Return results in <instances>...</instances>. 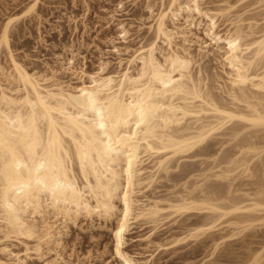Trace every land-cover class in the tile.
<instances>
[{
    "label": "bare ground",
    "instance_id": "bare-ground-1",
    "mask_svg": "<svg viewBox=\"0 0 264 264\" xmlns=\"http://www.w3.org/2000/svg\"><path fill=\"white\" fill-rule=\"evenodd\" d=\"M41 1L31 0L0 27L1 237L31 241L25 251L40 255L42 244L58 243L60 226L97 219L109 225L110 256L117 264H145L125 249L134 219L185 221L205 212L198 225L173 234L167 244L147 236L156 249L209 240L215 252L231 240L242 241L249 229L264 227L263 174L259 182L254 179L257 185L251 182L255 190L242 189L245 182L234 190L230 183L238 176L249 182L255 163L264 173V14L242 18L236 6L248 0H236L238 5L220 0L212 7L205 5L210 0H159L152 36L132 51L126 68L104 72L107 61H101L102 74L89 73L85 82V73H76L68 60L62 73L77 79L72 86L57 71L46 76L27 70L10 46L12 24L34 13ZM147 1V12L154 13L155 0ZM116 26L126 40L128 27ZM209 55L220 64L210 77L200 66ZM214 84L226 101L215 94L220 89ZM222 136L230 138L224 142H237L232 141L236 152L222 160L206 155L213 158L211 177L230 183L224 182L229 189L223 200L198 194L202 182L191 189L184 185L170 199H138L140 187L151 186L160 175L166 178L181 159L208 151V141ZM11 256L2 244L0 264L24 263ZM58 259L56 253L45 264H59ZM241 264H264V244Z\"/></svg>",
    "mask_w": 264,
    "mask_h": 264
},
{
    "label": "rangeland",
    "instance_id": "rangeland-1",
    "mask_svg": "<svg viewBox=\"0 0 264 264\" xmlns=\"http://www.w3.org/2000/svg\"><path fill=\"white\" fill-rule=\"evenodd\" d=\"M217 1L220 0H210L205 5L208 6L209 4L212 7L215 3L218 4ZM227 1L229 4L236 2V0ZM30 2L31 0H0V27H2L5 19L21 15ZM119 2L121 4L123 2L122 6ZM148 2L147 0H42L34 13L20 17L12 24L10 46L16 59L22 64L24 63L23 65L27 70L41 72L46 76L51 74V71H57L59 79L72 86L77 85V79L69 73H62V68L67 66L68 60H72L70 66L76 73L80 74V71L85 73L84 81L89 73L98 72L96 74H102L99 68L101 61H107L108 68L106 67L104 72H120L128 66L127 58L133 53L132 51L139 48L145 43V40L152 36L149 27L153 23L157 8L159 9L160 1L155 0L154 2L152 10L155 12L151 13L153 16L147 12L146 5ZM243 3L239 8L240 4L235 3L238 5L236 8L242 13V18L247 19L250 16H256L259 19L264 14L263 3L257 4L254 0ZM110 18L113 20L111 21ZM118 22L125 24L129 30V37L127 36L128 38L126 37L124 41L117 33L116 23ZM260 24L262 25V21ZM226 25L227 23L222 24L221 29L224 30ZM193 32L197 37H203L200 31L194 30ZM109 38L112 39V42L109 41L111 40ZM193 40L197 41L196 38ZM197 49L198 44L194 43L191 52L196 55ZM3 56L2 63L4 64L3 59L5 57ZM200 66L204 76H211L220 70V64L214 55L204 58ZM213 87L219 88L216 87V84ZM219 89L220 92L217 89L215 94L220 99L222 96L223 101L226 96L222 89ZM225 139L229 141L230 138L227 139V137L222 136L210 139L208 151L202 152L205 156L201 155V152L200 154L197 152L195 157L183 158L179 161L177 168L172 170L173 172L171 171L167 177L165 176L166 178L160 175L161 178L157 179L151 186L140 187L141 191L137 194L138 199L142 202L153 199H170L176 196L178 192L180 193L184 185L191 189L190 187L193 188L200 182H202V184L200 183L201 186L204 183L201 187L204 190L197 189L199 193L195 190L194 194L202 193L209 198L218 200L226 196V190L229 189L227 185L229 187L230 183L233 186H231L232 189H241L237 186L245 182L251 186L240 185L243 186L242 189L246 188L250 191L252 188L255 190L257 186H252L251 182L253 185H257V182L264 177V173L260 172L261 168L258 169L256 166L257 163L253 166L256 169L253 168L254 171L251 175L255 178H247L249 182H246L242 175H240L242 180L238 176V181L235 179V183L233 181L229 183L228 180L222 182L216 178L218 182L213 176L214 179L211 177L212 174L208 170L214 166V163H211L213 158L217 157L222 160V158L231 156L234 149L233 154L236 152V148L232 146L234 145L233 142H237L230 140L227 143L224 142ZM206 153L211 156L214 155V157L211 158ZM149 164V162H145L143 167L149 168L151 165ZM214 170L211 171L214 172ZM254 173L261 177L257 178L258 176ZM203 178L205 180L207 178L208 181H204ZM254 179L257 182H253ZM224 182H228L227 185ZM233 183L236 185L234 186ZM204 213L192 215L185 221L174 220L173 217L163 218L156 223L140 218L134 219L131 221L126 234L125 249L138 261L146 262L145 264H241L245 261L249 251L257 250L264 244V227L262 226L249 229L246 233L247 236L242 241L238 238L231 240L229 243L221 245L222 248L219 247L221 249L215 252L212 251V244L209 240L202 243L186 241L174 247L167 245L166 248L158 249L147 244V236L159 244H167L173 234L198 225L204 219L202 217ZM108 227V224L97 219L90 221L79 218L74 224L69 223L64 228L60 226L61 236L58 238L59 240L57 239L58 243L48 244V246L42 244L40 255H36L31 250L25 251L26 248L33 245L31 241L23 240L24 242H21L22 240H15L14 238L5 240L0 235V246L3 244L9 248L12 252L11 258H14V255L21 257L24 263L19 264H45V262L52 260L56 253L61 258L58 259L59 264H117L110 256L111 236ZM171 250L175 251L171 252ZM210 253L212 254L210 255ZM150 254H152L151 257Z\"/></svg>",
    "mask_w": 264,
    "mask_h": 264
},
{
    "label": "snow or ice",
    "instance_id": "snow-or-ice-1",
    "mask_svg": "<svg viewBox=\"0 0 264 264\" xmlns=\"http://www.w3.org/2000/svg\"><path fill=\"white\" fill-rule=\"evenodd\" d=\"M231 46H232V45H229V47H231ZM165 86L167 87V85H165ZM100 127H101V128H103V127H104V125H103V124H101V125H100ZM41 166H42V165H41ZM125 215H127V213H125ZM122 230H123V229H122ZM118 235H119V233H118Z\"/></svg>",
    "mask_w": 264,
    "mask_h": 264
}]
</instances>
